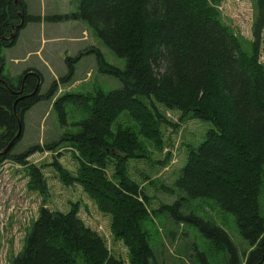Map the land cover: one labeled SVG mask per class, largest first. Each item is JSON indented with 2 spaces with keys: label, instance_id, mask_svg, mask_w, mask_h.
I'll return each mask as SVG.
<instances>
[{
  "label": "trees",
  "instance_id": "16d2710c",
  "mask_svg": "<svg viewBox=\"0 0 264 264\" xmlns=\"http://www.w3.org/2000/svg\"><path fill=\"white\" fill-rule=\"evenodd\" d=\"M16 1L14 6L15 0H0V50L14 47L20 31L39 21L26 14L22 0ZM253 1L256 15L249 54L224 25L217 0H79L76 13L46 18L53 23L85 22L125 63L121 70L91 50L99 71L118 79L121 88L90 97L65 94L54 106L61 120L67 102H83L87 109L79 131L62 138L76 147L81 160L76 178L59 170L61 181L76 182L98 210L110 216L114 239L128 249V264H160L143 226L156 212L148 210V197L127 173L130 160L145 158L147 150L138 136L160 144V124L165 121L156 105L179 112L180 119L211 123L214 129L188 153L174 188L188 198L210 200L233 216L238 234L253 248L244 264L264 261L259 199L264 185V63L258 61L264 0ZM81 56L65 59L67 73L60 83L71 80L73 64ZM3 63L0 57V152L20 140L22 131L16 135L22 130L23 115L56 92L54 82L45 95H39L41 75L32 69L23 72L15 88L3 76ZM123 112L136 122L137 134L121 126L112 129ZM53 149V145L35 147L16 156L8 152L0 155V163L11 159L24 164L30 155ZM108 167H112L111 179L106 175ZM29 170L41 188L37 169ZM164 207L176 209V221L192 224L208 241L220 245L229 264H240L237 250L220 228L194 215H181L179 202ZM10 264L123 263L109 256L103 240L84 225L76 210L63 214L41 207L21 252Z\"/></svg>",
  "mask_w": 264,
  "mask_h": 264
},
{
  "label": "rangeland",
  "instance_id": "374dc122",
  "mask_svg": "<svg viewBox=\"0 0 264 264\" xmlns=\"http://www.w3.org/2000/svg\"><path fill=\"white\" fill-rule=\"evenodd\" d=\"M22 1L26 14L38 17L39 21L28 23L20 31L14 47L0 50L4 61L3 76L18 88L23 72L36 70L41 75L38 94L45 95L54 82L56 92L23 115L21 138L10 154L16 156L30 148L44 149L47 145H53L54 149L30 155L24 164L11 159L0 163V264H10L21 252L41 207L63 214L76 210L84 225L103 240L109 256L128 264V249L114 239L110 216L101 213L76 182L67 185L61 181L60 173L63 171L76 178L78 158L81 160L76 147L62 141V138L79 131L80 122L88 117L87 109L83 102H67L65 116L61 120L54 106L55 101L65 94L90 97L98 92L108 93L121 88L118 79L99 71L94 54L89 53L91 50L99 51L107 64L121 70H124L125 63L103 45L85 22L46 21L48 17L76 13L79 0ZM217 1L216 9L224 25L241 42L242 50L249 54L254 41V1ZM79 54L82 56L73 64L71 80L60 83L59 79L67 73L65 59H74ZM258 61L264 63V27L259 34ZM156 107L165 121L160 124V144L156 146L138 136L147 150L145 158L132 159L127 164L129 178L149 199L148 210L156 212L143 225L155 259L160 264H229V256L220 245L208 241L192 224L176 221V209L171 211L164 207L179 202L181 215H194L220 228L237 250V261L244 264L253 248L248 247L238 234L233 216L222 212L210 200L191 199L174 188L188 153L201 146L213 126L206 121L180 119L179 112ZM118 126L137 134V124L127 112L120 114L112 129ZM31 168L37 169L41 188L34 183ZM106 175L112 178V167H108ZM170 189L173 192L167 193ZM259 199L264 218V185Z\"/></svg>",
  "mask_w": 264,
  "mask_h": 264
},
{
  "label": "water",
  "instance_id": "95a60500",
  "mask_svg": "<svg viewBox=\"0 0 264 264\" xmlns=\"http://www.w3.org/2000/svg\"><path fill=\"white\" fill-rule=\"evenodd\" d=\"M16 5H17V1L15 0L14 6H16ZM20 16H21V14H20ZM20 18H21V17H20ZM21 25H22V20H21L20 24H19L17 27H19V26H21ZM12 30H13V28H12ZM39 86H40V84L37 85V89H38ZM35 92H36V90H35L31 95H33ZM19 126H20V125H19ZM20 134H21V129L19 128L16 137L18 138V136H20ZM12 146H13V141L10 142V143L6 146V148H4V150H2V151L0 152V155H4V154L10 152Z\"/></svg>",
  "mask_w": 264,
  "mask_h": 264
},
{
  "label": "crops",
  "instance_id": "0c3cea01",
  "mask_svg": "<svg viewBox=\"0 0 264 264\" xmlns=\"http://www.w3.org/2000/svg\"><path fill=\"white\" fill-rule=\"evenodd\" d=\"M18 41V40H17ZM16 44H17V42H16Z\"/></svg>",
  "mask_w": 264,
  "mask_h": 264
},
{
  "label": "flooded vegetation",
  "instance_id": "af4514ba",
  "mask_svg": "<svg viewBox=\"0 0 264 264\" xmlns=\"http://www.w3.org/2000/svg\"><path fill=\"white\" fill-rule=\"evenodd\" d=\"M264 261H262V263H263Z\"/></svg>",
  "mask_w": 264,
  "mask_h": 264
},
{
  "label": "bare ground",
  "instance_id": "6f19581e",
  "mask_svg": "<svg viewBox=\"0 0 264 264\" xmlns=\"http://www.w3.org/2000/svg\"><path fill=\"white\" fill-rule=\"evenodd\" d=\"M18 28V27H17ZM22 131V130H21Z\"/></svg>",
  "mask_w": 264,
  "mask_h": 264
}]
</instances>
